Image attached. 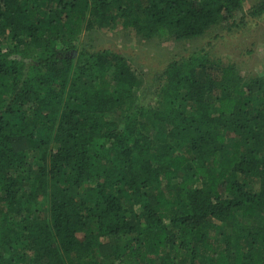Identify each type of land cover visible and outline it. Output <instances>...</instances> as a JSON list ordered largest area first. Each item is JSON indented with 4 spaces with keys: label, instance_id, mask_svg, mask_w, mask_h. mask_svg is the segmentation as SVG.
Masks as SVG:
<instances>
[{
    "label": "trees",
    "instance_id": "trees-1",
    "mask_svg": "<svg viewBox=\"0 0 264 264\" xmlns=\"http://www.w3.org/2000/svg\"><path fill=\"white\" fill-rule=\"evenodd\" d=\"M245 5L0 0V264H264V74L190 54L146 107L128 60L81 42L183 43Z\"/></svg>",
    "mask_w": 264,
    "mask_h": 264
},
{
    "label": "rangeland",
    "instance_id": "rangeland-1",
    "mask_svg": "<svg viewBox=\"0 0 264 264\" xmlns=\"http://www.w3.org/2000/svg\"><path fill=\"white\" fill-rule=\"evenodd\" d=\"M257 0H246L234 21L213 27L203 37L183 43L145 40L129 31L98 29L84 33L87 49H108L125 57L141 81V103L155 106L161 83L158 78L173 59L202 52L213 60L235 65L244 77L264 74V19L251 18ZM259 1V0H258Z\"/></svg>",
    "mask_w": 264,
    "mask_h": 264
}]
</instances>
